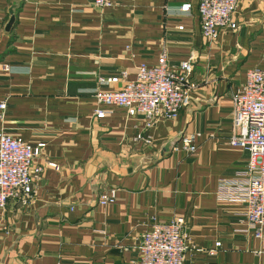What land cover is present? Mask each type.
Segmentation results:
<instances>
[{"label": "crops", "instance_id": "1", "mask_svg": "<svg viewBox=\"0 0 264 264\" xmlns=\"http://www.w3.org/2000/svg\"><path fill=\"white\" fill-rule=\"evenodd\" d=\"M199 1L0 0V128L45 142L36 161L59 166L44 169L27 206L0 208V264H136L144 232L179 216L189 237L184 264H264L246 205L216 192L220 178L248 162L229 143L231 93L250 68H264V0H239L238 28L215 42L201 33ZM164 49L172 66L197 56L177 118L148 125L143 114L97 99ZM113 76L121 78L101 82ZM194 131L197 153L173 150ZM111 189L116 200L101 204Z\"/></svg>", "mask_w": 264, "mask_h": 264}, {"label": "built area", "instance_id": "2", "mask_svg": "<svg viewBox=\"0 0 264 264\" xmlns=\"http://www.w3.org/2000/svg\"><path fill=\"white\" fill-rule=\"evenodd\" d=\"M94 4L112 7L115 0H94ZM238 6L239 0H200L198 11L203 37L215 42L222 30H236L239 26L235 16ZM181 8L188 10L190 3ZM196 58L192 53L177 66H172L164 49L156 64L142 63L139 66L134 80H125L120 88L97 90L95 95L102 103L125 107L131 115L143 114L148 125L160 119H175L188 100ZM3 69L9 71L11 66L5 64ZM125 76L122 73V78ZM120 78H101V82L116 83ZM231 98L232 134L229 143L246 150L249 157L243 169L219 179L216 192L222 199L246 205L247 227L262 242L261 251H264V68H250L246 80L233 90ZM6 110L7 99L0 102V120L5 118ZM106 114L100 108L95 111L99 118ZM200 136L198 131L183 133L173 150H183L189 156L197 153ZM138 139L141 137L135 138ZM144 140L150 141L149 138ZM45 147V142L34 145L0 128V208L5 209L10 202L27 206L44 169L59 167L50 159L44 163L36 161ZM116 196V190L111 189L101 194L99 202L112 203ZM188 240L183 217L156 221L142 236L136 264H184ZM216 245L221 246V242Z\"/></svg>", "mask_w": 264, "mask_h": 264}, {"label": "water", "instance_id": "3", "mask_svg": "<svg viewBox=\"0 0 264 264\" xmlns=\"http://www.w3.org/2000/svg\"><path fill=\"white\" fill-rule=\"evenodd\" d=\"M14 23H15V16H12L10 21L8 22L7 29L10 30L14 25Z\"/></svg>", "mask_w": 264, "mask_h": 264}]
</instances>
